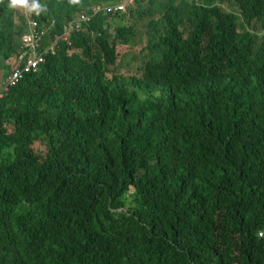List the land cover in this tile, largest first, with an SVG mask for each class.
<instances>
[{"label": "trees", "instance_id": "16d2710c", "mask_svg": "<svg viewBox=\"0 0 264 264\" xmlns=\"http://www.w3.org/2000/svg\"><path fill=\"white\" fill-rule=\"evenodd\" d=\"M121 1L31 18L55 21L46 48ZM6 4L1 79L29 20ZM128 4L0 99V264H264V0Z\"/></svg>", "mask_w": 264, "mask_h": 264}, {"label": "built area", "instance_id": "2783aa9c", "mask_svg": "<svg viewBox=\"0 0 264 264\" xmlns=\"http://www.w3.org/2000/svg\"><path fill=\"white\" fill-rule=\"evenodd\" d=\"M134 0L121 1L108 5H95L92 9V16L104 11L110 13L112 11L124 12L127 9L128 3H133ZM91 20L90 15H81L65 26L62 36H56L55 40L46 48H43V40L49 33L51 26L40 24L38 21L29 20V32L23 37V46L15 57L14 69L4 79L0 80V99L4 96L9 86H14L24 76L25 73L36 71L41 62L44 61V55L48 52L56 51L57 43L61 40H68L74 29H79L83 23ZM1 82H4L1 85Z\"/></svg>", "mask_w": 264, "mask_h": 264}, {"label": "clouds", "instance_id": "9594fccd", "mask_svg": "<svg viewBox=\"0 0 264 264\" xmlns=\"http://www.w3.org/2000/svg\"><path fill=\"white\" fill-rule=\"evenodd\" d=\"M80 2V0H68V3L69 4H73V5H75V4H78ZM116 3H118V2H116ZM112 4H114V3H112ZM0 5H5V0H0ZM98 5H101V4H98ZM103 5H108V4H103ZM129 5V4H128ZM128 5H127V7H128ZM6 7L7 8H9V9H12V10H16V11H19V12H21L24 16H25V18L26 19H29L30 20V18H31V16L34 14V15H36V16H40L41 15V13H44V12H47V5L46 4H42L41 2H40V0H7V4H6ZM93 9V8H92ZM92 9H91V11H90V13L89 14H87V15H90L91 16V20L93 19V17H94V15L92 16ZM127 10V9H126ZM102 13L104 12V11H101ZM100 12V13H101ZM125 12V11H124ZM96 15V14H95ZM32 19V18H31ZM76 19V18H75ZM29 20H28V32H29ZM32 20H34V19H32ZM74 19H72L71 21H73ZM90 20V21H91ZM35 21H37V20H35ZM71 21H69L68 23H70ZM89 21V22H90ZM52 23H54V26L53 27H51V29H50V31H49V33L47 34V36H50V33H51V31L54 29V27H55V21H47V22H45V23H42V24H46V25H48V26H51V24ZM67 23V24H68ZM27 32V33H28ZM27 33H25L23 36H22V40H21V48H22V46H23V37L27 34ZM60 36H62V35H60ZM55 38H56V36H54V39L53 40H49V44L47 45V47L55 40ZM61 40V39H60ZM59 40V41H60ZM58 41V42H59ZM43 46H44V40H43ZM21 50V49H20ZM19 50V51H20ZM18 54V53H17ZM16 54V55H17ZM16 55L13 57L14 58V63H15V57H16ZM14 67V65L10 68V72H11V70L12 69H14L13 68ZM31 72H34V71H31ZM30 72V73H31ZM10 74V73H9ZM8 74V75H9ZM26 74H29V73H25L24 75H26ZM5 78H0V80H4Z\"/></svg>", "mask_w": 264, "mask_h": 264}, {"label": "rangeland", "instance_id": "374dc122", "mask_svg": "<svg viewBox=\"0 0 264 264\" xmlns=\"http://www.w3.org/2000/svg\"><path fill=\"white\" fill-rule=\"evenodd\" d=\"M226 8L228 10H232L233 9L229 5H227ZM142 25H143V22H140V24H139V26H140V34H139V37L136 39V43L134 45H132V46H124L121 49L122 56L123 57L127 56V61L132 60L134 62L139 63L142 60V58L140 57L141 54L139 53V50L142 47V45L146 44V35H145V32H144V29H143ZM6 65H7L6 67H8L9 73H10V68L14 65V58L9 59L6 62ZM8 74L5 75V76L7 77ZM37 149H38V147H37ZM133 189L134 188L132 187V190Z\"/></svg>", "mask_w": 264, "mask_h": 264}]
</instances>
